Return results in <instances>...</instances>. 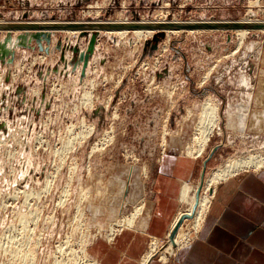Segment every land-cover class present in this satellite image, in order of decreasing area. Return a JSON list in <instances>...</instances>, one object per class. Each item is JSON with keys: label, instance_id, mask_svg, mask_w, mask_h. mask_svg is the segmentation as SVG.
Segmentation results:
<instances>
[{"label": "rangeland", "instance_id": "rangeland-1", "mask_svg": "<svg viewBox=\"0 0 264 264\" xmlns=\"http://www.w3.org/2000/svg\"><path fill=\"white\" fill-rule=\"evenodd\" d=\"M0 11H22L20 18L33 22L108 21L117 14L238 21L251 13L264 20V0H0ZM64 37L56 34L47 55L31 41L12 49V64L0 61V264H115V238L133 230L120 222L134 204L143 202L138 224L154 207L152 180L164 154L197 159L189 187L200 181L215 147L204 180L230 159L256 150L264 155L263 32H249L235 55L233 32L165 35L153 51L150 37L101 32L84 78L78 55L60 50ZM205 98L220 105V135L193 159L183 152ZM88 125L95 131L84 139ZM190 220L182 227L188 235ZM155 242L164 246L168 239Z\"/></svg>", "mask_w": 264, "mask_h": 264}, {"label": "crops", "instance_id": "crops-1", "mask_svg": "<svg viewBox=\"0 0 264 264\" xmlns=\"http://www.w3.org/2000/svg\"><path fill=\"white\" fill-rule=\"evenodd\" d=\"M40 12H32L35 20H43ZM0 14L7 21H16L23 12L0 11ZM52 33L51 44H54L59 32ZM17 34L12 32L13 36ZM61 37L62 34L58 36ZM196 160H186L181 154L162 156L152 180L150 199L154 207L147 209L144 220L135 223L133 230L117 235L112 245L119 254L115 264H138L148 249L149 239H166L171 224L184 209L179 198L180 181L194 185ZM104 257L106 261L107 256ZM166 264H264V168L245 171L220 182L195 237L189 245L173 253Z\"/></svg>", "mask_w": 264, "mask_h": 264}, {"label": "bare ground", "instance_id": "bare-ground-1", "mask_svg": "<svg viewBox=\"0 0 264 264\" xmlns=\"http://www.w3.org/2000/svg\"><path fill=\"white\" fill-rule=\"evenodd\" d=\"M137 21L138 22H145V23H147V22H155V23L175 22V23H180V22H220V21L229 22L231 20H209V19L208 20L207 19L189 20V21H180V20H177V19H170V20H168V19H165V20L164 19H162V20H158V19L144 20V19H140V18L137 19V17L135 15H134V18H132V20H130L127 17H124L122 14H117V17L115 18V20H110L109 19L108 21H83V22L63 21L62 22V21H55V20L52 19L50 21L33 22V21H29V20L23 19V16L19 20H16V21H7L4 17L0 16V24H7V23H11V22H20V23L29 22V24H35V23H38V24H52V23H54V24H64V23L97 24V23H101L102 24V23H126V22H137ZM235 22L264 23V20L256 19L250 13V17H247L246 19L238 20V21H235ZM16 32H18V31H16ZM52 32H64L67 35L66 38L64 37L65 38V40L63 41V42H65L63 44L64 47H60L61 52L65 51V49H67V50H69V51H71L73 53V49L77 48V46L81 43L80 40H82L84 38L86 46L85 45L83 47L78 46L80 48L79 49L80 51H78L76 54H73V57H75L76 55H78V57H79V52H82V51L86 50V48L88 46V41H89V39H90V37L92 35L91 31H88L86 36H84L83 34H81L82 32H80V31H59V30H55V31H51V36H53ZM101 32H105V31L96 32L97 34H96L95 47H96V43H97V40H98L99 35H100ZM129 32H131L132 35L135 37L134 39L137 38V40H139V41H147V40H149L148 38L150 37L151 38V42H149L148 44L152 43L153 37H155L159 33L157 31H129ZM129 32H126V31H111L110 32V31H108L107 34L108 35H116V36L122 38V37H125V35L127 33H129ZM181 32H193V33H196V32H216V31H202V30H195V31H165L164 33H165L166 36H170V35L178 34V33H181ZM219 32H233L234 33L235 39H236L235 40L236 44L234 45L235 48L233 49L232 54L235 55V53H237V51L241 47H243V43L245 42L244 39H245L246 35H248L249 32H255V31L237 30V31H219ZM256 32H263L264 33V30H259V31H256ZM18 33H20V32H18ZM11 34H12V32H11ZM17 35H19V34H17ZM4 36H5V34H4ZM4 36L2 38H0V42L3 40ZM12 39L13 40L11 42H9V44H7V47L9 49L16 50L18 48V46L16 45L17 44L16 35L15 36L12 35ZM19 48H22V47H19ZM247 48H249V47H247ZM29 49H32V47H29ZM249 49H251V48H249ZM18 50H21V49H18ZM51 51H53V48L51 47V44H50L49 53H51ZM19 53H20V56H22L23 53H21V52H19ZM24 54H25V51H24ZM45 54L47 55L48 53H45ZM65 56L67 58V57H69V54L66 53L64 55V53H63V55H62V57L64 58V60L62 62H63V64L65 63L67 65V61L65 60ZM15 57H14V61H15ZM5 66H7V65H5ZM88 67H89V64H88L87 68ZM169 69L171 70V68H169ZM78 70H79V73H81V69L78 68ZM86 71H85V75H86ZM164 73L168 74L167 70L164 71ZM210 73H208V75ZM208 75L205 76V78H208L209 77ZM205 81L206 80H204V82ZM0 82H2V76L1 75H0ZM240 83H241V85L244 88H247L250 85L249 82L247 81V79L243 77V75H242V78L240 80ZM248 90H249V88H248ZM83 97L88 100V102L90 104V107H93V105H91V103H90L91 99H90V96L87 94V92H85ZM86 101L84 100V102H86ZM219 107H220V105L219 104H215L213 102V99L205 98V101L203 102L199 113L195 115L193 126L191 125L193 127L192 131H194V136L191 139V142H189L190 144H188V148L185 149V152H183V154L186 157H190V158H193V159L201 157L203 155V153L205 152V149H206L208 143L210 142L211 137L214 134L220 135V126H219V123H218L219 122V115H220ZM240 107H242V106L240 105ZM105 108H107V106ZM229 109H230V107H229ZM244 109H246V108H244ZM239 110H240V108H239ZM241 110H243V109H241ZM234 111L235 110H233V112ZM238 112L236 114H238ZM190 116H191V112H188L186 118H189ZM245 116H246L245 114H241V117H239L240 119H242L240 121V126L243 128V130H244L245 125H246L245 124ZM94 131H95L94 127L92 125H88L87 126V134L84 136V139H86L89 136H91V134ZM163 143H165V141H163ZM162 145L164 147V144H162ZM256 151L253 152V153H248V154H245L243 156H239V157H236V158H233V159H230V160L226 161L221 167H219L208 178H206V180H204V175H203V182H202L201 189L199 191V195L198 196H197L196 193L198 191V187L200 185V181L194 187H189L186 182H183V181L181 182L180 181V184H182V187L180 188L179 198H180V201H182V205L184 206L183 207L184 209L179 211V213L176 216L175 220L171 224L170 231L167 234L166 238L168 239L173 227L175 226V224L177 223V221L179 220V218L181 216L188 215V217H186V218H184L182 220V222L179 225L176 233L174 234V237H173L171 242L168 240L167 244H165L164 246H160V243L155 242L157 240H153L154 242L152 241L150 243V245L148 246L147 251L145 252L144 256L142 257L141 261H139L138 264H154V263L166 264L168 259H169V257L173 253H175L181 247L189 245V242L192 240L193 237H195V234L197 233V231L200 229V227L202 226V224L204 222V218H205L206 213L208 211V208L210 206L211 199L214 196V191L216 189V184L219 183V182H222V181H224V180H226V179H228L230 177L238 175L239 172H242V171H245V170L246 171H248V170L258 171V170L264 168V155L261 154V151H260V154L256 153ZM205 169H206V167H205ZM205 169H204V173H205ZM201 171H203V166L201 168ZM133 209H134V211L132 212L131 217L129 219H123V221L120 222L121 225H124L126 227H131V228H133L135 226L134 222H135L137 214H139V213H141L143 211V202L138 203L136 205L134 204V208ZM188 219H191L190 220V225H192V228H193L192 229L193 232H192L191 235H188L189 232L188 231L185 232V230L182 229L183 225L185 224V221L188 220Z\"/></svg>", "mask_w": 264, "mask_h": 264}, {"label": "water", "instance_id": "water-1", "mask_svg": "<svg viewBox=\"0 0 264 264\" xmlns=\"http://www.w3.org/2000/svg\"><path fill=\"white\" fill-rule=\"evenodd\" d=\"M135 15V14H134ZM137 17V15H135ZM26 18V15H23V19ZM138 19V17H137ZM31 23V22H30ZM80 31L84 36H86L88 31H91L92 35L88 41V46L85 51L79 52L78 61L81 63V73L80 76L83 78L85 76V71L88 66V61L95 49L96 42V32L99 31H157L158 35L153 37L152 43L147 44L150 46V49L153 51L157 49V43L165 37V31H237V30H248V31H259L264 30V23H246V22H235V21H220V22H167V23H155V22H126V23H97V24H86V23H64V24H29L20 23V22H11L7 24H0V35L5 33V36L0 42V61L6 64H11L14 61V51L7 47V44L11 42L12 34L11 32H20L19 35H16L17 46L27 48L29 45L25 41L31 43L34 41L37 44L39 51L44 53H49V48L42 47V41H45L47 45L51 43V31ZM16 46V47H17ZM31 47V46H30ZM78 49H73V54H76ZM64 58L61 57V61ZM76 66H74L75 70ZM217 150V147L213 148L208 158L203 162V171L200 176V185L198 187L197 196L201 189L203 182L204 169L206 163L212 157V155ZM188 215L181 216L175 226L173 227L168 240L171 242L174 234L176 233L179 225L181 224L184 218Z\"/></svg>", "mask_w": 264, "mask_h": 264}]
</instances>
